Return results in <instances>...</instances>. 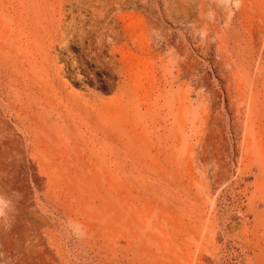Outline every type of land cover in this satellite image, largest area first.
I'll use <instances>...</instances> for the list:
<instances>
[{"label": "rangeland", "instance_id": "1", "mask_svg": "<svg viewBox=\"0 0 264 264\" xmlns=\"http://www.w3.org/2000/svg\"><path fill=\"white\" fill-rule=\"evenodd\" d=\"M0 264H264V0H0Z\"/></svg>", "mask_w": 264, "mask_h": 264}]
</instances>
